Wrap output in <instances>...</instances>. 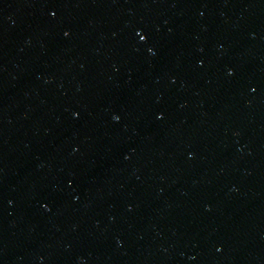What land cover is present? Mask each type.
I'll use <instances>...</instances> for the list:
<instances>
[{
  "label": "water",
  "instance_id": "1",
  "mask_svg": "<svg viewBox=\"0 0 264 264\" xmlns=\"http://www.w3.org/2000/svg\"><path fill=\"white\" fill-rule=\"evenodd\" d=\"M0 264H264V0H0Z\"/></svg>",
  "mask_w": 264,
  "mask_h": 264
},
{
  "label": "snow or ice",
  "instance_id": "2",
  "mask_svg": "<svg viewBox=\"0 0 264 264\" xmlns=\"http://www.w3.org/2000/svg\"><path fill=\"white\" fill-rule=\"evenodd\" d=\"M140 39H141V40H143V39H144V37H143V36H141V37H140Z\"/></svg>",
  "mask_w": 264,
  "mask_h": 264
}]
</instances>
